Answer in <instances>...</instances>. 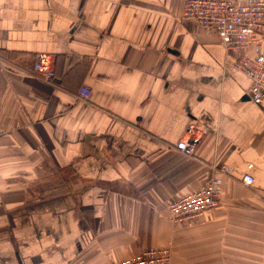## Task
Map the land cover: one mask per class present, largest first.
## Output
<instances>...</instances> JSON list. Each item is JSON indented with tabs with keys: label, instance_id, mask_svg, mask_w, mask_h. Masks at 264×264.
<instances>
[{
	"label": "crops",
	"instance_id": "crops-1",
	"mask_svg": "<svg viewBox=\"0 0 264 264\" xmlns=\"http://www.w3.org/2000/svg\"><path fill=\"white\" fill-rule=\"evenodd\" d=\"M185 1L0 0V52L25 54L0 58V264L166 247L171 264H264V109ZM42 54L51 83L26 69ZM191 123L187 156L175 144ZM214 177L220 205L172 223L169 205Z\"/></svg>",
	"mask_w": 264,
	"mask_h": 264
},
{
	"label": "built area",
	"instance_id": "built-area-1",
	"mask_svg": "<svg viewBox=\"0 0 264 264\" xmlns=\"http://www.w3.org/2000/svg\"><path fill=\"white\" fill-rule=\"evenodd\" d=\"M182 18L213 31L228 53H234L232 67L244 74L250 81L249 100L264 109V55L251 51L264 42V0H186ZM53 59L39 55L33 64V74L44 82L55 78ZM89 91L80 90V96L87 98ZM200 126L188 125L175 149L187 156H193L201 143ZM229 167H222L221 174H228ZM253 178L245 175L242 183L253 184ZM222 189L219 178H212L202 188L173 201L168 215L174 224L195 222L221 203ZM112 264H171L170 248H149L131 258Z\"/></svg>",
	"mask_w": 264,
	"mask_h": 264
},
{
	"label": "trees",
	"instance_id": "trees-1",
	"mask_svg": "<svg viewBox=\"0 0 264 264\" xmlns=\"http://www.w3.org/2000/svg\"><path fill=\"white\" fill-rule=\"evenodd\" d=\"M25 54L19 53V52H0V58L6 61H9L13 64H17V65H25V61L24 58ZM29 57V65L28 68H26L28 71L31 69V67L33 68V64H34V56L32 55H28ZM53 82V80L51 81ZM50 82V83H51Z\"/></svg>",
	"mask_w": 264,
	"mask_h": 264
}]
</instances>
